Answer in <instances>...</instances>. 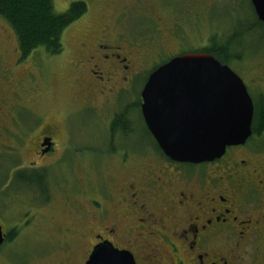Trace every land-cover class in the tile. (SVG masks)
<instances>
[{
    "label": "flooded vegetation",
    "instance_id": "af4514ba",
    "mask_svg": "<svg viewBox=\"0 0 264 264\" xmlns=\"http://www.w3.org/2000/svg\"><path fill=\"white\" fill-rule=\"evenodd\" d=\"M126 1L131 4L121 7L114 18L111 16L115 9L108 16L99 14L102 29L88 26L74 38L79 57L73 65L71 82L77 84V90L69 98L79 110L98 115L102 123L108 114L104 135L119 145L109 147L104 156L115 155L123 169L118 180L113 175L102 176L103 185L97 187L100 199L90 201L93 211L83 210L89 227L87 233H82L80 264L102 241L129 252L135 264H264V23L258 20L250 0H236L239 8L250 9L253 19L229 26L227 52L223 60L217 59L240 78L251 99L249 135L241 143L226 146L224 153L213 160L177 162L161 152L147 130L140 111L141 99L129 104L119 100L137 71L135 60L140 52L131 39H122L117 26L124 24L136 5L146 9L141 0ZM257 31L259 45L249 50L245 40ZM212 44L208 41L203 47L188 51L180 46L167 60L186 53H204L202 49ZM18 54V59L24 58L20 51ZM159 65L152 66L150 72ZM1 78L0 169L4 174L0 176L5 175V151L14 156L8 158L9 169L0 183L5 188V181L16 179L26 169L41 174L46 172V165L58 163L59 127L56 122L41 124V120L33 124L35 128L19 123L18 133L12 130L19 141L5 144V129L10 130L13 121L6 104L8 78ZM136 118L144 139H149L142 148L128 145L137 132ZM27 127L38 128L28 139ZM31 140L33 160L26 165L20 161L21 151ZM134 155L139 156L138 161L127 162ZM35 184L36 193H31L34 198L47 199L41 186ZM58 231L63 233L65 229L60 227ZM2 232L6 239L7 231Z\"/></svg>",
    "mask_w": 264,
    "mask_h": 264
},
{
    "label": "rangeland",
    "instance_id": "374dc122",
    "mask_svg": "<svg viewBox=\"0 0 264 264\" xmlns=\"http://www.w3.org/2000/svg\"><path fill=\"white\" fill-rule=\"evenodd\" d=\"M51 1L55 12L60 13L76 1L85 3L87 8L83 17L63 31V48L57 54H47L43 48H38L18 59L16 36L0 18V81L1 76L8 78L7 84L5 80L6 104L10 106L7 110L13 121L10 130L5 129V144L9 140L16 143L18 139L12 130L17 134L19 123L21 126H32L40 120L41 124L56 122L60 132L56 142V158L59 161L45 168L47 199L40 201L31 194L36 193L33 192L36 185L26 181L25 177L32 174L27 169L16 179L5 181V188L0 187L1 228L6 231L15 229L16 232L12 240L0 246V264H80L82 233H87L89 227L83 210L93 211L90 201L100 199L97 187L103 185V175H113L115 180L123 175L116 156H104L109 147L119 145L116 140H109L104 135L108 114L103 116L102 123L101 118L91 110H79L69 96L77 90V84L71 82L74 79L73 65L79 57L74 38L88 26L102 29L99 14L108 16L115 9L111 16L114 18L121 7L131 3L126 0ZM141 1L144 4L141 6L146 9L136 5L126 16L124 24L117 26V33H122V39H131L140 52L135 60L137 71L131 75L127 90L120 94L119 100L126 104L140 101V91L152 66L167 60L180 46L188 51L199 49L208 41L224 44L231 24L237 26L242 21L250 23L253 19L250 9L246 6L239 8L236 0ZM109 22L112 25L111 18ZM122 39L120 44L124 43ZM245 43L249 50L257 48L258 31ZM14 91L17 95H12ZM135 122L137 132L128 145L142 148L145 142L149 143V139H144L137 118ZM34 128H25L29 129L26 130L29 131L26 139L36 134L38 128ZM30 142L32 140L26 142L21 151L20 161L26 165L33 160ZM10 156V152L5 151V175ZM138 159L137 155L130 156L127 162ZM0 167L3 168L1 164ZM0 173L4 174L1 169ZM5 175L0 176V183ZM19 179L22 183L17 182ZM85 224L88 226L85 227ZM60 227L65 229L63 233L58 231Z\"/></svg>",
    "mask_w": 264,
    "mask_h": 264
},
{
    "label": "water",
    "instance_id": "95a60500",
    "mask_svg": "<svg viewBox=\"0 0 264 264\" xmlns=\"http://www.w3.org/2000/svg\"><path fill=\"white\" fill-rule=\"evenodd\" d=\"M264 23V0H250ZM145 126L161 152L177 162L220 157L250 133L252 103L240 78L211 54L171 57L147 76L140 91ZM5 234L0 225V246ZM84 264H135L108 241L96 244Z\"/></svg>",
    "mask_w": 264,
    "mask_h": 264
},
{
    "label": "trees",
    "instance_id": "16d2710c",
    "mask_svg": "<svg viewBox=\"0 0 264 264\" xmlns=\"http://www.w3.org/2000/svg\"><path fill=\"white\" fill-rule=\"evenodd\" d=\"M86 10L85 3L81 1L70 3L68 9L60 13L55 12L51 0H0V18L14 32L22 57L38 48H43L45 53L51 55L59 53L63 48V31L85 14ZM202 52L223 60L227 52L226 42L220 45L212 44L203 48ZM30 172L32 174L25 177L26 181L37 183L43 192H46V172ZM15 235V229L7 231L5 242L12 240Z\"/></svg>",
    "mask_w": 264,
    "mask_h": 264
}]
</instances>
